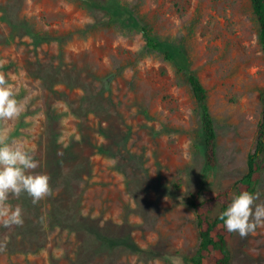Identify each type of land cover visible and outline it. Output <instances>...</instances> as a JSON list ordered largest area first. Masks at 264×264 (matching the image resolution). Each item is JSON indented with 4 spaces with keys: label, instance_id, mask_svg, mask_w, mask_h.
<instances>
[{
    "label": "rangeland",
    "instance_id": "1",
    "mask_svg": "<svg viewBox=\"0 0 264 264\" xmlns=\"http://www.w3.org/2000/svg\"><path fill=\"white\" fill-rule=\"evenodd\" d=\"M131 17L183 52L205 87L214 169L186 79L123 26ZM258 33L250 0H0V72L28 98L0 128L25 142L52 189L36 204L10 195L24 222H0V264H191L199 239L189 202L242 179L256 145ZM256 192L264 203V170ZM230 249L232 264H264V229L234 233Z\"/></svg>",
    "mask_w": 264,
    "mask_h": 264
},
{
    "label": "trees",
    "instance_id": "2",
    "mask_svg": "<svg viewBox=\"0 0 264 264\" xmlns=\"http://www.w3.org/2000/svg\"><path fill=\"white\" fill-rule=\"evenodd\" d=\"M253 14L259 25L258 39L264 50V0H250ZM125 28L138 30L143 33L145 47L151 52L160 54L163 59L172 63L179 75L186 79L191 90L192 97L200 119V129L197 135L198 144L203 151L206 170L214 169L218 164V134L216 124L208 105V94L200 78L190 69L186 55L178 48L160 40L140 23L136 17H131ZM262 120L257 132L254 151L248 156L247 173L242 179L230 188L220 192L217 196L203 201L191 200L190 208L196 217V228L199 244L197 250L190 258L191 264H232V252L230 242L234 233H229L224 222L212 215L217 207L220 213L226 210L231 203L233 194L244 191L256 193L257 185L264 170V93L262 95ZM219 213V214H220ZM110 244L116 245V241L107 240ZM134 247L132 243L123 242Z\"/></svg>",
    "mask_w": 264,
    "mask_h": 264
},
{
    "label": "clouds",
    "instance_id": "3",
    "mask_svg": "<svg viewBox=\"0 0 264 264\" xmlns=\"http://www.w3.org/2000/svg\"><path fill=\"white\" fill-rule=\"evenodd\" d=\"M12 79L9 74L0 72V122L18 120L27 106L28 98H19V89ZM40 167L24 141L10 139L9 129L0 128V222L4 226L24 222L22 208L9 203L10 195L19 198L26 193L34 204L51 195V177L37 172ZM259 199L258 192L233 194L231 203L219 214L225 229L242 238L264 229V203H257Z\"/></svg>",
    "mask_w": 264,
    "mask_h": 264
}]
</instances>
